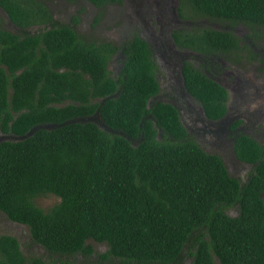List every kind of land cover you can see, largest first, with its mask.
<instances>
[{
	"label": "trees",
	"instance_id": "1",
	"mask_svg": "<svg viewBox=\"0 0 264 264\" xmlns=\"http://www.w3.org/2000/svg\"><path fill=\"white\" fill-rule=\"evenodd\" d=\"M87 1L98 9L95 23L103 8L122 2ZM0 5L22 29L13 35L0 23V134L18 138L34 129L23 140L0 142V213L53 255H91L86 242L94 240L108 247L102 260L119 264H264V144L236 137V158L254 169L241 185L219 156L200 148L174 106L148 105L160 89L144 40L127 42L114 77L107 69L113 44L58 24L31 35V25L56 24L43 3ZM183 8L242 23L253 41L256 29L264 30V0H180ZM176 43L204 52L238 48L231 33L210 29ZM183 70L205 116L224 117L225 90ZM95 114L107 129L86 120ZM47 194L59 202L43 211L35 199ZM233 209L237 214H228ZM0 264L46 262L26 258L15 237L2 235Z\"/></svg>",
	"mask_w": 264,
	"mask_h": 264
},
{
	"label": "rangeland",
	"instance_id": "2",
	"mask_svg": "<svg viewBox=\"0 0 264 264\" xmlns=\"http://www.w3.org/2000/svg\"><path fill=\"white\" fill-rule=\"evenodd\" d=\"M49 7L56 20L64 24H69L71 15H76L77 12L80 22L77 33L80 35L93 34L95 38L109 40L119 45L127 44L132 36H141L149 44L158 62L157 76L162 83L160 92L162 100H169L179 107L183 125L203 151L225 159L229 175L237 179L241 185L248 181L253 173V166L235 160L229 128L235 121L243 120L241 131L264 143V78L261 76V70L257 69V63L254 66H236L218 60L214 64L213 70H217L218 81L229 93V111L224 119L209 122L204 118L201 106L186 94L175 76L179 68L180 56L184 54L173 46L170 38L174 29L184 26L178 0H125L120 6L107 7L100 24L92 33L90 28L94 24L98 10L85 0H76L72 5L52 0ZM1 13L4 17L3 27L12 33H17L18 29L7 20L2 11ZM207 23L216 28L222 27L218 22L207 21ZM41 30V28H33L30 29V33H38ZM238 32L246 35L244 28L239 27ZM121 59L123 58L119 59L117 56L111 61L110 69L114 77L117 75ZM86 120L95 122L102 129H107L96 114ZM14 138L0 134L1 140L13 141ZM262 199L264 200V196ZM58 202L59 198L50 194L35 199L36 206L43 211L49 210ZM237 211V209L229 210L228 214L236 215ZM2 235L15 237L26 258L39 257L46 264H119L116 259L102 260L100 256L107 252L108 247L94 240L86 242V246L92 249L91 255L49 254L39 245L32 243L26 226L13 223L0 213V236ZM189 261L190 259L184 257L183 262Z\"/></svg>",
	"mask_w": 264,
	"mask_h": 264
},
{
	"label": "flooded vegetation",
	"instance_id": "3",
	"mask_svg": "<svg viewBox=\"0 0 264 264\" xmlns=\"http://www.w3.org/2000/svg\"><path fill=\"white\" fill-rule=\"evenodd\" d=\"M37 1L38 2L40 1L41 3H43L46 6L49 14H51V16L53 17V20L55 21L56 24H54V23H44L43 22L42 24L39 23V24L31 25L26 30L29 34H31V35L39 34L42 31L50 30L54 25H57V24H58V26H60V25L70 26L77 33V27L80 24L79 19L77 21H74L75 18H78V13L77 12H76V15H71L69 24H64V23L58 22L56 20V18L54 17V14H53V12L51 11V9L49 7V4L51 3L52 0H37ZM58 1H61V2H64V3H69V4L72 5L76 0H58ZM85 1L88 2L87 0H85ZM124 1L125 0H122L121 4H123ZM178 1H179V6H180V0H178ZM88 4L91 5L92 7L96 8L91 3L88 2ZM112 6L113 5H107L105 8L102 9L101 18H100L98 23H95V19H94V24L90 28V30H91L90 33H92L97 28V26L100 24V22L102 20V17H103V14H105L106 8L107 7H112ZM116 6H120V4H118ZM183 10H184V8H183ZM1 11L5 14L7 20L15 28L18 29L17 33H12V32L6 30L3 27L4 17L2 15ZM97 14L98 13H96V16H97ZM182 20H183L182 22L184 23V26H182L181 28L174 29L172 31V33H171V36H170L173 46L176 49L181 50V53H184L183 55L180 56V59L178 61V67L179 68H178V70L176 72L177 74L175 75L176 78H177V82L180 83V85L182 86V88L186 92V94L191 99H193L195 102H197V101L195 100V98H193L187 92L186 87H185V79H184V70L183 69L186 66L191 67L194 71L202 74L207 79H209L210 81L218 84L221 88H223L225 90L226 94H227V99H226V102H225V110H226V112H225L224 117H222L221 119H219V120H209L205 116L203 107L197 102L201 106L202 111H203V116H204V118L207 121H209V122L220 121V120H222V119H224L226 117V115L228 114V111H229V108H228L229 93L227 91V88L218 81V78L216 76L217 75V70H213L214 64L218 60H224V61L232 63V64H234L236 66H239V65H251V66H254L255 63H257L258 64L257 65V69L261 70V76H263L262 78H264V72H263L264 63L262 62V61H264V44L262 43L263 42L262 40L264 39V30L261 29V28L256 29L258 39L253 41V39H252L253 38L252 37L253 36L252 35L253 34L252 30H250L249 27L243 25L242 23H231L229 21L222 22V21H219L217 19L210 18V17L196 16V14L193 15V14H191V12H187V10H184V13H182ZM207 21L218 22V23L222 24V27H217L216 28V27L210 25L209 23H207ZM0 23H1V28L3 30H5V31H7V32H9V33H11L13 35H17V36H21L22 35V29L19 28L18 26H16L11 21L8 13L3 9V7L1 5H0ZM239 27L244 28V31L246 32V35H242V34H240L238 32ZM33 28H41L42 30L40 32H38V33H30V29H33ZM206 29L215 30L217 32H223V33H231L232 36H235L237 38L238 48L225 50V47H223V48L215 49V51H212V52H204V51L190 49L187 46H179L176 43V38H179L181 36L184 37L187 34H189V32H191V31L194 32V33H197L200 30H206ZM77 34L80 35L79 33H77ZM80 36L82 38L84 37V38H87L89 40L93 39V40L98 41V42L103 41V42H106V43H111V44H113L114 47L117 48V52H115L111 56V59L108 62L107 69L111 72L110 64H111V61L113 60V58H115L117 56H119V59H120V57L123 58V59H121V62L118 65V70H117V75H116V76H118L120 71H121V69H122V66H123V63H124L123 61L125 59V55H124L123 50L126 47V43L122 44V45H119L118 43L111 42L109 40L95 38V35H93V34H91L90 36H87L85 34H81ZM135 36L139 37L142 40H144L139 35H135ZM135 36H132V38L135 37ZM149 48H150V46H149ZM150 50H151V48H150ZM151 56H152V61L154 63V77H155V79H156V81H157V83L159 85L160 91L155 96H153L150 101H148V105H152L155 102H161V103L170 104V105L174 106L177 109L181 124L183 125L182 120H181L182 116H181L179 107L176 106L175 104H173L169 100H165V99L162 100V97L160 96V92H161V89H162V83H161L159 77L157 76L158 62H157L156 58H154V54H153L152 50H151ZM242 123H243V120H237L233 124H231V126L229 128V132L231 133V136H232V147H231L232 148V153L234 155L235 160L237 162H239V163H243V162L239 161L236 158L235 154H234V142H235V139L240 134L249 136V135H247V134H245V133H243L241 131ZM183 127L186 129V127L184 125H183ZM186 131L188 132L187 129H186ZM249 137H251V136H249ZM258 143H260V142H258ZM260 144H264V143H260ZM212 155H216V154H212ZM222 161H223L224 165H226L225 164V162H226L225 159H222ZM244 164H247V163H244ZM262 196H264V193L261 194V197Z\"/></svg>",
	"mask_w": 264,
	"mask_h": 264
},
{
	"label": "water",
	"instance_id": "4",
	"mask_svg": "<svg viewBox=\"0 0 264 264\" xmlns=\"http://www.w3.org/2000/svg\"><path fill=\"white\" fill-rule=\"evenodd\" d=\"M33 131H34V129L31 130V131H29V132H28L25 136H23V137H18V138L15 137L13 141H16V140H19V139H20V140H23L24 138L30 136V135L32 134ZM2 141H9V140H1V139H0V142H2Z\"/></svg>",
	"mask_w": 264,
	"mask_h": 264
}]
</instances>
